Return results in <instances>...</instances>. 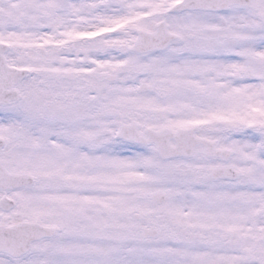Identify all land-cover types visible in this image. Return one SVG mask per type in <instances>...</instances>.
I'll list each match as a JSON object with an SVG mask.
<instances>
[{"label": "snow or ice", "instance_id": "obj_1", "mask_svg": "<svg viewBox=\"0 0 264 264\" xmlns=\"http://www.w3.org/2000/svg\"><path fill=\"white\" fill-rule=\"evenodd\" d=\"M0 264H264V0H0Z\"/></svg>", "mask_w": 264, "mask_h": 264}]
</instances>
